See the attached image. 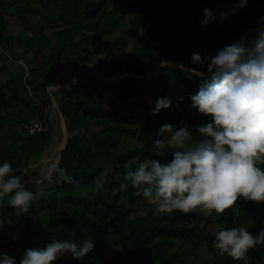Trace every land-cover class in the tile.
Masks as SVG:
<instances>
[{"label":"rangeland","instance_id":"obj_1","mask_svg":"<svg viewBox=\"0 0 264 264\" xmlns=\"http://www.w3.org/2000/svg\"><path fill=\"white\" fill-rule=\"evenodd\" d=\"M99 1H102L100 8L89 5L86 0H0V47L11 58H14L12 54L15 49L8 33L25 34L26 40L23 41L28 47L33 45V32L41 35L40 48L37 49L33 64L16 65L15 71L11 69V75L6 72L0 76V103L7 96L12 99L13 92L17 98H21L19 92L22 89L28 95L33 94L32 101L36 110L32 117L39 118L46 127L51 126L61 142L60 121L47 89L50 85L59 83L70 84L75 79L73 85L78 86L84 120L83 125L70 134H78L81 143L90 146L91 159L90 165L81 169L89 176L79 177L77 182H70L56 191H43L38 187L40 182H37L46 177L49 163L59 161L58 151L55 153V148L50 145L51 141L42 158L28 165L27 168L31 171L29 176H24L25 170L14 173L22 176V182L26 181L25 187H29L35 196L26 212H19L7 204L0 208V219L4 220V228L0 230V253L16 257L19 264L26 249L46 246L41 240L44 224L62 213L84 217L95 223L90 234H87L84 227L81 232L73 230L67 237L80 242L89 236L95 240V247L83 258L75 259L65 253L53 264H85L87 258L96 251L97 238L115 251L123 233L131 227L148 223H166L171 220L176 226L190 227L197 224L214 233L222 226L239 223L260 233L264 229V223L248 220L236 210L225 209L223 214L200 209L190 213L174 211L157 214L156 206L125 180L126 173L134 170L138 162L150 159L142 155L146 135L152 131L149 122L154 121L157 116L152 112L149 101L153 103L157 97L168 96L155 84L156 68L153 70L151 67L166 62L163 59L173 50L172 39L180 21L184 26L196 24L186 34L188 44L182 54L184 60L190 61L191 65L194 52H199L202 59L214 55L224 46L218 41V27L229 23L221 19L220 13L231 9L232 1L94 0L95 5ZM205 7L214 13V19L207 24L202 23ZM262 18V8L255 7L244 29L264 25ZM96 32L107 43V50H100L93 44L92 37ZM254 36L250 33L249 38ZM52 61L67 67L54 83L45 86L42 83V73ZM171 63L177 66L174 62ZM89 64L104 77L95 73ZM134 69L143 70L146 75L137 78L133 74ZM1 70L3 69H0V73ZM24 72H27L25 76ZM27 81L32 83L33 89ZM8 84L11 86L7 87ZM147 85L152 88L147 89ZM175 87L187 97L191 95V89L181 81H176ZM64 89L66 88L49 89L58 107ZM106 90L107 93H104ZM173 90L174 87L169 88V92L173 93ZM11 116L15 118L14 114ZM205 117L208 121L212 119L208 115ZM6 119L0 113V147L12 143L19 145L24 133L18 130V123L28 118L10 120L5 124ZM163 123L165 122L161 121L158 125ZM65 124L67 127L68 122L65 121ZM154 147L156 148L155 145ZM107 151L110 159L102 161ZM122 183L128 184V187H121ZM112 205V210H109ZM170 244L174 250L181 247L183 251H191L184 258L183 264H264V256H261L264 244L254 246L253 254L249 250L239 260L226 254L216 256L206 247L191 241L172 239Z\"/></svg>","mask_w":264,"mask_h":264},{"label":"clouds","instance_id":"obj_2","mask_svg":"<svg viewBox=\"0 0 264 264\" xmlns=\"http://www.w3.org/2000/svg\"><path fill=\"white\" fill-rule=\"evenodd\" d=\"M247 3L238 0L220 13L221 19ZM203 13L202 23L214 19L211 9L205 7ZM204 59L207 73L199 67ZM191 65L185 71L204 77L198 92L190 95L191 107L212 119L197 127L198 136L187 125L161 124L155 150L162 155V149L173 145L172 159L167 163L155 158L140 161L126 173L125 180L156 206L157 214L196 209L223 214L239 197L264 202V29L251 39L241 36L203 59L194 52ZM171 104L170 96L157 97L152 112L157 114ZM14 173L10 160L0 163V208L7 204L26 212L35 194ZM57 176L72 179L66 168L52 161L45 178L53 181ZM3 228L0 219V230ZM259 244H264V229L253 235L244 226H222L215 233L214 246L221 256L239 260ZM94 247L95 240L89 236L80 242L53 239L44 247L26 249L19 264H53L65 253L80 259ZM0 264H17V258L0 253Z\"/></svg>","mask_w":264,"mask_h":264},{"label":"trees","instance_id":"obj_3","mask_svg":"<svg viewBox=\"0 0 264 264\" xmlns=\"http://www.w3.org/2000/svg\"><path fill=\"white\" fill-rule=\"evenodd\" d=\"M86 1L89 5L97 6V8H100L102 5V1H99L96 5L94 0ZM231 1L233 6L238 3V0ZM257 6L261 7L264 12V0H248L245 7L239 8L234 14L223 18L229 23H224L218 27L219 43L226 45L239 39L243 34L244 27L249 23L252 17L254 8ZM195 27L196 24L192 25L189 23L184 26L182 21L179 22L177 31L172 39L173 50L163 59L169 64L162 65L159 68L157 78L154 80L160 90L171 97L172 104L169 108L163 109L155 114L157 115L156 119L149 122V124L152 125V131L149 133L150 135H146V143L142 155L148 156L150 159L155 158L160 161H170L172 159L171 152L174 150V147H165L162 149V152H164L162 155H157L154 147L155 144L153 142L159 135L160 125L158 124L161 121L170 122L177 128L187 125L193 134L198 133L196 131L197 127L201 125L202 122H209L205 114L191 107L192 101L190 95L187 97L182 90H178L175 87L176 81H181L191 89V94L196 93L203 83L204 77L192 75L185 70L176 68L171 63L174 62L185 68L192 66L190 65V61L184 60L182 54L186 51L188 44L186 34ZM92 41L98 49L107 50V43L103 40L99 32L93 34ZM207 64L208 61L206 60L203 64L199 65L201 70L205 73H207ZM158 65L152 66L151 68L154 70ZM63 66L64 65L59 62L52 61L47 68L43 70V85L47 86L54 83L60 77L64 69ZM133 72L140 76L146 75V72L140 69H134ZM128 86L130 85L128 84ZM77 87L78 86L73 84L70 85L62 91L59 98V109L65 121L68 122L67 131H69V135L67 136L65 147L60 152L58 162L60 167L67 169L72 179H60L57 176L53 181H49L45 178L38 183V187L43 191H56L62 189L63 186L70 182H77L79 177L85 178V176H89L86 171H81V169L84 166L90 165V146L82 144L78 134H70L78 130L83 125L84 120L81 114V100ZM170 87H174L173 93L169 92ZM146 88L150 89L152 87L147 85ZM103 92L107 93V90ZM149 105L153 108L154 101L153 103L149 101ZM52 132L53 128L48 126L46 130L37 132L33 135L24 133L19 145L12 143L6 147H0V163L5 160H10L16 172L25 170L24 176H29L31 171L27 168L28 165L42 158L50 143ZM108 158L110 159V155L107 151L102 161ZM261 166L264 167V165ZM112 180L114 181V177H112ZM112 207L113 205L109 207V210H112ZM227 210H236L240 215L248 218V220L264 223L263 202L257 203L239 197L237 202ZM95 226V223H91L87 218L62 213L55 219L44 224L43 230L41 231V240L45 245L53 239L64 240L67 239L68 234L73 230L81 232L84 227L87 230L86 232H88L87 234H90ZM240 226L247 227L248 230L252 231L254 234H259V232L248 225L239 223H230L224 227L231 228ZM172 239H178L180 242L191 241L199 246L206 247L209 252L216 256L220 254L219 250L214 246V232L206 231V227H198L197 224L190 227L176 226L170 220L166 223H148L129 228L127 232L119 237L118 247L115 251L109 249L106 242L97 238L96 251L92 256L87 258L85 264H183L184 258L191 251H183L181 247L174 250L170 244ZM249 250L251 254L254 253L252 248ZM261 251V256H264V246L261 248Z\"/></svg>","mask_w":264,"mask_h":264},{"label":"crops","instance_id":"obj_4","mask_svg":"<svg viewBox=\"0 0 264 264\" xmlns=\"http://www.w3.org/2000/svg\"><path fill=\"white\" fill-rule=\"evenodd\" d=\"M9 34H11V35H9ZM7 36L12 38L11 41H13V48L15 49V52L12 55L16 59L11 58L9 53L4 51L0 47V69H3V70H1L2 72L0 73V76L3 74H6V72H8L10 74L12 68H13L12 70L15 71L16 65H17V67L25 66V65H32L34 56L37 53V49L40 48L39 47V41H40L41 35H38L36 32H33V35H32L33 41H34L33 45H29V47L23 41V40H26V37H25V34H23L22 32H20V33H8ZM47 66L45 68H47ZM63 67L65 69L67 66L64 65ZM26 73L24 72L23 76H25ZM27 83L31 84V89H33L32 83L28 82V81H27ZM10 86H11V84L7 85V87H10ZM30 92H31V90H30ZM19 93H20L21 98H17L16 93L13 92L12 93V99L6 95L7 97H6L5 101L0 103V105H1L0 106V113L4 114L7 118L6 119L7 121L6 120L4 121L5 124H6V122L8 123V121H10V120L32 117L33 116L32 114L35 113L36 106H35L34 102L32 101L33 100L32 99L33 94L30 93V95H28L26 93L25 89H22L21 92H19ZM29 96H31V97H29ZM13 97H16V98H13ZM5 107H7V108H5ZM13 107H15L16 109L13 110L12 109ZM11 114H14L15 118L13 116L10 117ZM1 129H2V127L0 126V131H1ZM18 130H20V129H18Z\"/></svg>","mask_w":264,"mask_h":264},{"label":"water","instance_id":"obj_5","mask_svg":"<svg viewBox=\"0 0 264 264\" xmlns=\"http://www.w3.org/2000/svg\"><path fill=\"white\" fill-rule=\"evenodd\" d=\"M261 29H264V25L257 26V27H249V28H246V29H244L242 36L247 37V34H250V33H253L254 35H257L258 31L261 30ZM168 64H169V63L162 62V63H161V64H160V65L154 70L155 73L157 74V73L159 72V68H160L162 65H168ZM89 65H90V67L94 70L95 73H97L99 76L104 77V75H103L98 69H96V68H95L93 65H91V64H89ZM176 68H178V69H182V70H185V67H182V66H180V65H177ZM133 74H134L135 77H137V78H140V77H141V76L138 75V74H135V73H133ZM74 83H75V79H74L73 82L70 83V84H67V85H61V86L50 85L49 88L47 89L48 94H49V96H50V100L52 101V103H53V105H54L55 111L57 112V114H58V118H59V121H60V129H61L62 139H61V142L59 143V149H58V152H57L58 157H60V152H61V150L65 147V144H66V140H67V127H66V124H65L64 117H63V115H62V113H61V111H60L58 105L55 103V101H54L52 95L50 94L49 89H51V88H60V87H65V88H67V87H69L70 85H72V84H74ZM53 137H54V131L51 133V140H52ZM51 140H50V141H51ZM57 160H59V159H57ZM44 179H45V178H44ZM42 180H43V179H42ZM42 180H41V181H42ZM41 181H37V182H41ZM25 182H26V181H24L23 183H25Z\"/></svg>","mask_w":264,"mask_h":264},{"label":"built area","instance_id":"obj_6","mask_svg":"<svg viewBox=\"0 0 264 264\" xmlns=\"http://www.w3.org/2000/svg\"><path fill=\"white\" fill-rule=\"evenodd\" d=\"M18 128L27 135H33L47 129L44 123L37 117H31L26 120L19 121Z\"/></svg>","mask_w":264,"mask_h":264},{"label":"bare ground","instance_id":"obj_7","mask_svg":"<svg viewBox=\"0 0 264 264\" xmlns=\"http://www.w3.org/2000/svg\"><path fill=\"white\" fill-rule=\"evenodd\" d=\"M249 35H250V34H247V37H246V38H249ZM250 38H251V37H250ZM250 38H249V39H250ZM89 67H90V66H89ZM81 73H82V72H81ZM57 86H61V84L59 83V84H57ZM53 90H54V89H53ZM58 138H59L58 135L55 133V134H54V137H53L52 140H51V144H50L51 147H54V148H55V153H56V152L58 151V149H59V143H60V142L58 141ZM50 145H49V146H50ZM49 148H50V147H49ZM47 154H48V153H47ZM53 155H54V154H53ZM45 156H46V155H45ZM52 158H53V157H52ZM48 161H49V160H48Z\"/></svg>","mask_w":264,"mask_h":264}]
</instances>
